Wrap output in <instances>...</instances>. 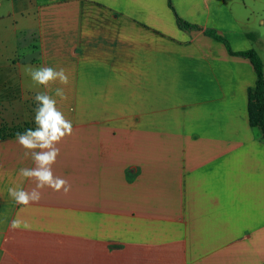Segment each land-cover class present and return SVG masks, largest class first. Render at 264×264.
Returning a JSON list of instances; mask_svg holds the SVG:
<instances>
[{
	"label": "crops",
	"instance_id": "crops-1",
	"mask_svg": "<svg viewBox=\"0 0 264 264\" xmlns=\"http://www.w3.org/2000/svg\"><path fill=\"white\" fill-rule=\"evenodd\" d=\"M208 30L264 62V0H0V123H35L47 91L73 125L52 166L71 190L27 206L8 188L35 187L19 175L33 162L0 140V264H264L256 73ZM26 65L70 82L45 89Z\"/></svg>",
	"mask_w": 264,
	"mask_h": 264
},
{
	"label": "clouds",
	"instance_id": "clouds-1",
	"mask_svg": "<svg viewBox=\"0 0 264 264\" xmlns=\"http://www.w3.org/2000/svg\"><path fill=\"white\" fill-rule=\"evenodd\" d=\"M24 72L31 78L33 84L48 89L53 83L67 86L69 76L64 68L33 67L26 65ZM55 96L60 100H67V94L63 87L55 89ZM37 109L35 111V130L28 129L24 134H17V142L25 150L24 158H30L33 167H24L19 170V175L30 181H34L35 187L26 190L22 186L8 188L9 196L20 205L27 206L41 199V190L51 188L54 191H63L66 195L71 190L67 180L55 176L52 166L56 163L60 154L57 144L73 132V125L62 111L57 107V100L50 96L47 91L37 92L35 97ZM22 221L13 220L11 228L20 227ZM27 226L26 224L24 225Z\"/></svg>",
	"mask_w": 264,
	"mask_h": 264
},
{
	"label": "trees",
	"instance_id": "trees-1",
	"mask_svg": "<svg viewBox=\"0 0 264 264\" xmlns=\"http://www.w3.org/2000/svg\"><path fill=\"white\" fill-rule=\"evenodd\" d=\"M169 6L173 8L171 2H169ZM177 23L181 29H192L199 27L192 25L189 22L184 21L177 15ZM206 34L210 37L215 38L216 40L225 44L228 52L231 55L242 56L250 60L251 64L254 67L256 73V82L255 86L249 92V120L253 127H258L262 130L264 137V62L260 54L255 49H248L245 51H233L229 41L225 36L217 33L214 30L206 31ZM30 124L25 123L24 126L12 127L11 129L3 126L0 127V140L10 136H16L19 134H24L28 129H32L29 127ZM8 131V133L6 132Z\"/></svg>",
	"mask_w": 264,
	"mask_h": 264
},
{
	"label": "rangeland",
	"instance_id": "rangeland-1",
	"mask_svg": "<svg viewBox=\"0 0 264 264\" xmlns=\"http://www.w3.org/2000/svg\"><path fill=\"white\" fill-rule=\"evenodd\" d=\"M21 43H23V45H22V47L17 51V55H16V57L19 59V58H21V57H29V56H35V53H36V49H35V47H36V43H35V37L34 36H32V35H29V36H24L23 37V40L21 41ZM264 52V51H263ZM32 106H34V108L35 109H37V107H38V105H37V102L35 101V99L33 100V104H32ZM28 107H30V106H28ZM35 112V111H34ZM33 118H35V114H34V117ZM25 123H28V124H30V126L29 127H31L32 128V126H34L35 128L37 127L36 126V124L35 123H33V122H25ZM25 123H23V124H18V125H9V124H1L0 123V127H3V126H5L6 125V127H8V128H12V127H19V126H24V124ZM7 133H8V131H6ZM121 139V138H120ZM143 143V142H142ZM137 144V145H143V144ZM153 171V170H152ZM154 172V171H153Z\"/></svg>",
	"mask_w": 264,
	"mask_h": 264
}]
</instances>
